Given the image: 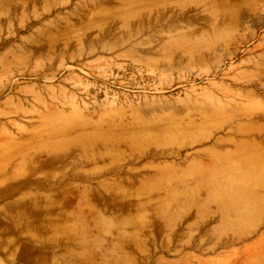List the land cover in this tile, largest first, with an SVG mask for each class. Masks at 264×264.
<instances>
[{
    "label": "rangeland",
    "instance_id": "1",
    "mask_svg": "<svg viewBox=\"0 0 264 264\" xmlns=\"http://www.w3.org/2000/svg\"><path fill=\"white\" fill-rule=\"evenodd\" d=\"M10 159L115 214L104 264H264V0H0Z\"/></svg>",
    "mask_w": 264,
    "mask_h": 264
},
{
    "label": "crops",
    "instance_id": "2",
    "mask_svg": "<svg viewBox=\"0 0 264 264\" xmlns=\"http://www.w3.org/2000/svg\"><path fill=\"white\" fill-rule=\"evenodd\" d=\"M44 172L25 169L21 160L0 161V264L109 261L101 248L112 241L101 236L117 225L115 214L87 207L84 199L78 204L69 186L50 184L59 174Z\"/></svg>",
    "mask_w": 264,
    "mask_h": 264
}]
</instances>
